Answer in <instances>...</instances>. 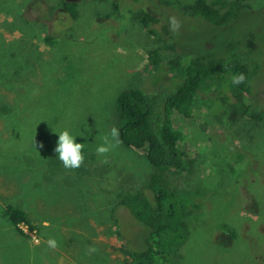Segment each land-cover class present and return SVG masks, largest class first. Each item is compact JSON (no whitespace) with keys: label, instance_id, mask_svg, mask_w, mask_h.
I'll return each instance as SVG.
<instances>
[{"label":"rangeland","instance_id":"1","mask_svg":"<svg viewBox=\"0 0 264 264\" xmlns=\"http://www.w3.org/2000/svg\"><path fill=\"white\" fill-rule=\"evenodd\" d=\"M195 1L0 0V58L4 62L0 97L10 108L32 109L38 114L32 122V116L28 120L22 111L14 133L10 129L12 136L6 140L0 118V264L131 263L130 252L120 251L116 226L110 228L109 236L104 234L110 212L97 220L91 218L93 231L67 227L74 216L85 217V208L103 215L104 199L113 200L112 196L103 198V169L91 182L82 172L78 179L79 169L65 168L61 161L50 170L42 166L45 158L40 153L39 168L32 171L29 150H38L43 144L54 150V140L64 127L74 134L76 143L84 144L82 154L86 157L80 167L99 169L104 157L95 151L101 143L98 137L118 127V94L129 87L153 88L172 77L168 65L162 70L148 66L152 49L175 45L173 51L184 55L188 53L183 51L222 55L228 41L241 42L245 37L255 51L253 56L260 54L255 61L260 71L251 96L243 94L238 100L229 89L222 91L216 84L201 87L192 117L174 119L177 128L187 131L185 156L193 164L181 173L163 172L156 181L177 192L198 193L193 197L198 209L186 208L193 215L184 220V239L171 249L172 264H264V117L253 121L235 114L240 103L264 110V0H242L251 6L216 27L184 12ZM204 1L212 4L215 0ZM118 2L120 7L115 10ZM139 11L153 18L150 30L161 37L166 28L175 40L165 34L166 42H158L140 22ZM173 16L181 25L176 33L169 26ZM48 36L52 37L50 43L44 42ZM163 51L170 57L178 54ZM17 66H22L19 72ZM207 99L213 100L212 107L206 104ZM46 109L53 116L61 113L65 121H41L39 113ZM46 125L55 130L48 140L41 134ZM124 147L121 143L107 154V164L117 173L113 182L128 194L144 190L154 206L150 189H145L156 172L144 155ZM91 153L94 159L87 156ZM9 203L24 210L34 226L31 230L19 225L25 236L3 217ZM117 216L121 230L127 231L121 234L130 239L131 247H140L137 241L143 234L134 218L127 210ZM73 230L82 238L84 248L72 240ZM49 239L56 241L55 248L49 247Z\"/></svg>","mask_w":264,"mask_h":264},{"label":"trees","instance_id":"2","mask_svg":"<svg viewBox=\"0 0 264 264\" xmlns=\"http://www.w3.org/2000/svg\"><path fill=\"white\" fill-rule=\"evenodd\" d=\"M241 1L236 0L225 3L223 0H215L212 4H207L204 0H196L191 7H185L184 12L190 17H197L198 20H204L215 27L224 26L229 20L237 17L242 9L251 6L242 4ZM119 7V2L113 6L115 10H118ZM223 10L226 11L221 14ZM137 14L140 22L158 42H166L165 34H170L175 40L166 28L162 30L161 37L155 30H150L149 26L153 24L154 20L149 14L144 11H139ZM26 22L29 24L27 20ZM51 40L52 37L49 36L44 38V42L50 43ZM247 40L248 38L245 37V39L242 38L241 42L228 41L222 55L183 51V53H188L184 55L182 51L180 53L173 51L176 49L175 45L155 47L149 52L148 66L155 70H162L168 65L172 77L167 79V82L154 84L153 88L138 86L125 88L121 91L116 100V119L118 120L116 121L118 123L116 128L119 129V138L122 144L131 152L144 155L149 165L156 172L152 175L149 186L145 189L146 191L150 189L154 206L148 201V196H146L144 190H139L136 194L123 192L121 184L117 183L116 185L112 180L117 173L111 168V165L104 163V165L99 166V169L80 167L78 168V179L82 172L84 178L90 180V182L103 169L105 185L103 198L112 196L113 200L104 199L107 204L102 209L103 215L101 212H96L87 206L85 217L79 219L74 216L67 227L71 226L73 228L75 226L86 231L89 229L93 231V225L90 223L91 218L97 220V218L100 219V216H106L110 212L108 219L105 220L107 231L104 234L109 236L112 233L110 228L116 226L114 227V233L121 241L120 251L122 253L130 252L134 260V262L131 261L132 264L173 263L174 252L171 249L184 239L187 230V223H184V220L189 215H193L190 211H186V208L193 206L195 210L198 209L196 202L193 203V197H197V192L192 195L185 191L177 192L166 183L156 181L163 172L175 171L181 173L187 165L193 164L185 156L187 155L185 154L186 149L189 146L187 131L182 127L177 128L174 119L175 122L189 120L192 117L193 110L198 108L197 97L201 87L210 88V84H216L217 89L225 92L229 89L238 100L244 98V95L251 96L253 81L260 71V65L258 66L255 63L260 54L253 56L255 51L249 47ZM209 45L208 42V48ZM217 48L220 49L218 46ZM165 49L178 54L175 57H170L168 56L170 53L163 51ZM1 63L4 62L0 58V73H3ZM21 68L22 66H17L15 71L19 72ZM240 73L245 75V81L239 85L232 84L231 77ZM10 81L8 80V82ZM0 84L2 83L0 82ZM206 104L208 107H212L213 100L207 99ZM237 108L239 111L235 113L236 115L242 114L250 120L259 121L264 117V110H259V105L240 103ZM17 109L16 107L10 108V105L0 97V118L4 120L6 136V138H2L5 140L12 136L10 129L14 133V127L17 125L16 122H18L22 111L26 113L28 120L32 116V122L34 118L38 117L37 112L32 109ZM39 115L41 121L48 118H51L53 122L55 120H61V123L65 121L61 113L53 116L51 113H47V109ZM45 128H42L41 134L45 135L44 140H48L55 130H52L54 127H48L47 125ZM63 129L64 127L61 130ZM70 134L74 135L73 133ZM92 141L94 139L90 135L88 142L91 143ZM54 142H57V140H54ZM40 153L45 158V164L42 166L47 167L49 170L52 164H57L60 161L53 148L43 144V147H39L38 150H29V159L33 161L32 171L39 168L37 157ZM83 155L86 157L85 153ZM87 156L94 159L92 153L87 154ZM104 169L109 171H104ZM194 200L196 201V199ZM121 210L128 211L129 216L134 218L133 222H136L137 224H135L139 226L140 233L143 234L142 239L137 241L141 246L136 249L130 246V239H126L121 234L127 232L126 230L123 232L119 224L117 213ZM3 217L18 234L23 236L25 234L19 229L20 224L27 225L31 230L34 229L26 212L13 204L9 203L4 207ZM70 235L74 242H79L80 247L84 248L82 238L75 230L70 231ZM86 244L91 246L88 242ZM128 259L130 258L128 257L124 261L128 263Z\"/></svg>","mask_w":264,"mask_h":264},{"label":"clouds","instance_id":"3","mask_svg":"<svg viewBox=\"0 0 264 264\" xmlns=\"http://www.w3.org/2000/svg\"><path fill=\"white\" fill-rule=\"evenodd\" d=\"M169 26L170 29L174 33H176L178 32L181 25L179 20L173 16L169 17ZM245 79V75L243 73H240L237 75H233L231 77V82L234 85H239L242 84ZM57 135L58 140L56 142L54 151L58 154L59 160L62 162L65 168H79L84 162V155L82 154L84 144L76 143V137L71 135L67 130H62ZM98 139L101 140V143L95 149L96 154L98 156L104 157V159L101 160V163H107V154L122 143L119 138V129L116 127H112L109 134L98 137ZM41 147H43V145H41ZM48 245L52 248H55L57 246L54 239H49ZM91 251H95V249H91Z\"/></svg>","mask_w":264,"mask_h":264},{"label":"bare ground","instance_id":"4","mask_svg":"<svg viewBox=\"0 0 264 264\" xmlns=\"http://www.w3.org/2000/svg\"><path fill=\"white\" fill-rule=\"evenodd\" d=\"M237 4V3H236ZM237 12V11H236ZM97 240V239H96Z\"/></svg>","mask_w":264,"mask_h":264}]
</instances>
